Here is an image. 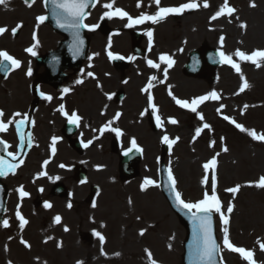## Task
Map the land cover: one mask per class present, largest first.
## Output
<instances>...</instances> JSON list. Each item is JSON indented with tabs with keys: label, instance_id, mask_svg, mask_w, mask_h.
<instances>
[{
	"label": "rangeland",
	"instance_id": "rangeland-1",
	"mask_svg": "<svg viewBox=\"0 0 264 264\" xmlns=\"http://www.w3.org/2000/svg\"><path fill=\"white\" fill-rule=\"evenodd\" d=\"M203 2L204 0H200L201 6L196 14L186 16L178 22L179 34L173 33L176 38L174 46L178 44L180 36L186 31L187 52L205 43L206 46L231 55L234 62L240 64L241 72L238 74L229 65L224 64L219 70L217 79L212 82L213 85L200 77L197 80L203 83H197L187 93H184L182 89H176V91L181 90L183 97L197 95L202 91H221L223 103L225 106L227 104V109L223 105V112L232 116L246 129L264 134V63L260 68H256L250 62L240 60L234 55L237 50L244 51L246 54H251L254 50H264V27L250 28L254 26L252 24L254 21L251 22L245 16V10H248L251 3L256 5L249 9L252 12L251 17L256 16L255 10L264 11V0H228L229 6L234 7L236 12L231 17L223 16L214 21L207 16L209 13H214L211 12L212 10L218 11L224 0H208L210 7L207 10L202 7ZM201 11L205 12L203 16L199 15ZM257 17H264V13ZM242 23L246 25L245 28L240 27ZM222 36L225 38L223 46L220 43ZM179 72L177 69L176 73ZM241 75L249 85L244 92H239L242 84ZM190 82L192 84L196 80ZM24 85H27V81L18 73L5 85L9 93L0 89L4 100L12 101L11 105L8 104L9 102L5 104V107L12 111V117L16 112L26 114L30 98L28 100ZM87 87L90 91H94L89 85ZM245 105L248 107L245 108ZM0 107L7 110L2 102ZM177 109L174 112L169 107L163 111L166 115L175 114L180 125H173L175 127L168 129L169 123L164 124L165 133L175 139L178 138L169 167L173 171L176 170L177 190L182 194L183 199L193 203L203 199L205 192L211 195L212 172L209 175L207 173V182L204 186L202 181L205 180L206 174L203 165L213 157L216 158L218 165L222 162L223 167L217 171L216 191L225 212L229 202L234 205V211L229 214L230 224L227 226L229 238L234 245L251 250L257 264H264V251H261L259 246L260 243H264V192H262L264 189L249 186L264 176V142L254 141L247 132L242 133L234 125L231 127L224 124L218 115L216 118L215 111L212 112L214 115L212 118L210 113L199 110L198 112L205 120L201 122L196 114L180 110L178 107ZM204 123L209 124L210 128L204 129L194 140L196 129L202 128ZM40 128L41 126L37 124L33 130L35 143L37 137L42 143V145L36 143L33 155L29 158L33 161L29 169L33 173L24 176V170H22L20 174L16 173L6 182L8 201L6 212L0 221V264H77L78 261L81 264H150L146 249L151 252L157 264H180L183 228L177 223L178 221L176 225H169L168 220H163L156 226L153 223L157 220L152 213L154 206L159 205L170 215L173 213L159 193L158 187L149 186L147 191L140 190V185L145 178L155 181L154 174H149L146 170V159L140 166L141 177L124 187L114 178V170L109 171L108 165L113 164L112 161H107L109 155L107 154L105 159H100L97 157L96 149L90 151L88 153L92 158L90 164L94 166L100 164L104 167L89 173L88 181L102 188V194L95 203L96 207L88 209L81 202L88 194V186H78L70 175L69 181L72 187L61 182L68 188V198L51 195L53 175L51 172H45L48 167L44 166V161L48 159L45 155L39 154L38 150L44 151V142L39 135ZM210 144L213 146L210 147ZM224 148L228 151H223ZM62 149H65L63 145ZM37 169L40 172H36ZM41 172L46 175L40 176ZM237 185L241 188L233 199V194L226 189ZM21 186L29 193L28 197L22 199L19 197L16 190ZM40 189L43 191L41 192ZM45 202L50 203L52 207L45 209L43 207ZM69 203H74L75 206L72 205L74 208H69L67 206ZM18 206L21 215L29 222L23 230L20 229L16 218ZM245 208L247 210H244ZM56 211L61 217L59 224L54 223ZM256 212L260 213V220L258 223H251ZM243 214L253 215L247 222ZM4 219L9 221L8 228L2 227ZM215 223L219 225L217 218ZM65 227L69 229L67 232L64 231ZM221 228L219 226L218 231L220 235H223ZM141 230H145V235L137 238V231ZM93 232H98L105 238L103 245ZM91 234L92 237H89ZM21 239L31 245L30 249L20 243ZM58 244L61 247H57ZM169 249L173 259L169 256ZM223 251L226 253V256H222L224 264H248L247 261L232 256L230 252Z\"/></svg>",
	"mask_w": 264,
	"mask_h": 264
},
{
	"label": "snow or ice",
	"instance_id": "snow-or-ice-1",
	"mask_svg": "<svg viewBox=\"0 0 264 264\" xmlns=\"http://www.w3.org/2000/svg\"><path fill=\"white\" fill-rule=\"evenodd\" d=\"M99 0H45V4H51V15L52 17L56 20L57 27L65 30V31H71L73 35V51L74 54L78 55L81 50L84 41L80 37V29L84 28L87 29L88 31H94L97 27H99L98 24L96 25H89L84 23L85 19L89 15V13L86 11V9L90 6H95V3H98ZM114 2L115 0H111L109 3H105L103 7L105 9H108V11H105L103 16L101 17L102 19L104 17H107L109 20L113 19L114 17H118L120 19H127V24L125 25L128 28H132L135 25H140L145 23L146 21H150L152 24H158L166 19L169 15H180L184 13L185 11L188 10H196L198 9L201 5L197 3V0H190L188 3L181 4L179 7H161L160 2L161 0H154L155 5L157 6L158 10L155 12V14L148 15V14H141L137 18H133L130 16L126 11L120 9V8H114ZM6 3V0H0V5H4ZM25 3L27 4L28 7H32V5L35 3V0H25ZM141 4L138 2L137 7H140ZM250 7H256L255 3H251L249 5ZM203 8L207 9L210 7L208 0H204ZM236 12V9L234 7L229 6L228 0H224L223 5L219 8L218 11L215 12V14L211 17V20H217L220 17L223 16H228L231 17L233 14ZM37 20V25L44 23L46 20V17L41 15L36 18ZM231 22V21H229ZM20 25L17 26L19 28ZM241 28H245V24H240ZM7 31L6 28L0 27V35H3ZM17 29L14 28L12 29V33L15 35ZM148 37V44H149V49L152 47V41H153V33L152 31H147L145 33ZM224 37H220V43L221 46H223L224 42ZM33 40L36 41V34L33 33ZM110 46V45H109ZM37 47V43H33V45L25 51L30 54L31 56H36V51L34 50ZM108 57L110 60H123V56H117L114 55L112 52H108ZM220 58L221 62L224 64L229 65L232 69H234L238 74L241 72V67L240 64L237 62H234L233 57L231 55L225 54L223 51H220L217 53ZM234 55L238 57L240 60L243 61H248L251 64L255 65L256 68H260L262 66V63H264V50H254L251 52V54H246L244 51L237 50ZM89 60L92 59V57L88 58ZM128 59H131L129 57ZM159 60L162 63H165L167 65V68L164 69L165 74H167V69L171 68L173 64L175 63L172 58L166 54H162L159 57ZM147 65L149 68L152 69H159L160 64L154 62L153 60L149 59L147 60ZM21 67V61L14 58L11 56L7 51H2L0 50V71L7 73L10 69H19ZM26 75L31 76L32 75V70L31 68L28 69ZM87 76L93 77L92 72H88ZM156 80L155 76H152L149 78V83L148 86L144 89H142V92L148 93L147 95V101H148V106L149 108L152 109V115L155 117L156 120V126L158 128H163L164 127V122L161 120L160 116L157 114L158 109L156 105L154 104V97L150 93L149 89L152 86V81ZM241 80L242 84L239 89V92H244L248 87V83L241 75ZM83 83L82 80H77L76 84H81ZM127 83V81H125ZM99 86V85H98ZM64 93H68L69 89L64 88L62 90ZM41 98L46 100V101H51L53 97L49 95H45L44 93H40ZM169 95L171 96L172 100L175 101V103L182 109H187L188 111L195 113L196 116L203 121L204 117L197 111V108L203 104L205 101L209 100H218L220 99L219 95L215 92L212 91L208 93L207 95L204 96H199L195 99H192L191 101L188 100H181L178 99L175 95L169 91ZM108 99L111 100L112 96L108 95ZM248 106L245 105V108ZM61 114L67 115L64 111V105H60V107L57 109ZM220 111V109H218ZM120 113H117L114 119H119ZM144 113H141V116H143ZM5 117V113L0 110V133H5L8 131L9 126L15 124L17 132H19V129L22 125H24L26 122H30L34 124V121H29L28 117L26 114H22L20 112H16L13 114L12 118L5 120L3 119ZM16 117H21L19 121H17L15 118ZM80 116L77 115V113L73 112L71 113V116L68 118V122L70 124H79L80 121ZM224 120L228 121V123L233 124L237 129H239L240 132H247V135L252 138L254 141H261L264 142V134H258L254 130H248L246 129L243 125L240 123H237L235 120H232L228 116L223 117ZM114 121H109L108 124H105L101 129H99L101 135L104 134L106 131H114L117 135V137L121 136L122 133L120 129L118 128H110V125ZM167 123L176 125L178 121L175 118H169ZM210 125L207 123H204L202 128H197L195 132V136L193 139L195 140L196 137H199L204 129H209ZM178 138L176 139H170L168 135H163L161 138V143L166 144L169 151H171L172 147L174 144L177 143ZM57 138L53 137L52 138V152L55 153L56 149L54 145L56 144ZM24 143V137L21 136V146H23ZM27 143L29 146H31L32 140L31 136L28 137ZM91 141L88 143H84L83 147L87 148L89 147V144ZM214 144V142H213ZM213 144H210V147L213 146ZM132 147L128 151H132L135 149L136 152H142L143 150L137 146V142L135 139L131 141ZM0 147L3 149H8L11 147L5 140L0 139ZM223 151L227 152L228 149L224 148ZM128 153L126 152L125 155ZM7 155L11 157L12 161H17L16 163L9 162L5 160L2 156H0V177H4L7 173L15 174V170L21 166L24 161L23 160H18V156L16 153L13 152H7ZM49 161H44V164L47 165ZM217 161L216 158L213 157L210 161L206 162L203 165L204 171H205V180L202 181V183L207 182V173L209 170L212 171V178H211V195H209L207 192H205L203 199L197 201V202H187L182 198V194L177 190V181L176 178L174 177L172 170L168 169L167 170V179H168V188L169 191L171 192L173 199L175 201V207L181 211H186L189 214V219L193 225V257L194 261L193 264H218L217 257L219 253L222 250H228L233 253H238L242 259L246 260L248 264H257V262L254 259V253L251 250H246L243 247H237L235 246L230 238H229V231L227 225L229 224V214H231L234 211V205L229 202L226 212L223 210V205L221 200L219 199L216 191V176H215V167H216ZM61 168H64L65 166L63 164L60 165ZM40 176L46 175V173L41 172L39 174ZM56 179H59L57 177ZM81 183H84V181H81ZM159 187V185L156 183V181L150 179V178H145L143 183L140 185V190L147 191L148 187ZM249 186H254L255 188L258 189H264V176H261L258 181H256L254 184H250ZM241 186L237 185L232 188L226 189L227 192H230L233 194V199H235L236 194L240 191ZM17 193L19 197L22 199L24 197H28L29 193L26 192L23 189V186L18 188ZM42 192L43 189H40ZM131 203V201H129ZM69 208L72 207V205L69 203L67 205ZM43 207L45 209H49L52 207V205L48 202H45ZM92 207H96V204L93 203ZM218 214L220 218V222L222 225L221 231L223 232V249L217 244V241L213 235V215ZM16 218L19 221V227L21 230L24 229V227L29 223L27 219H25L20 211H19V206L18 210L16 212ZM139 219V217L137 218ZM61 222V217L56 216L54 217V223L59 224ZM2 227L8 228L9 227V221L7 219H4L2 221ZM69 229L67 227L64 228V231L67 232ZM93 235L99 238V241L101 245L104 244L105 238L98 232H93ZM140 236L145 235V230H141L139 233ZM49 239H51L49 237ZM20 243L25 247L30 249L31 245L21 239ZM260 250L264 251V243H260ZM57 247H61V245H57ZM171 247V246H169ZM148 256V259L150 261V264H157V262L152 258V254L150 251L147 249L145 250ZM103 254V252H102ZM118 255V254H117ZM77 264H81V262H77ZM219 264H223V261L220 260Z\"/></svg>",
	"mask_w": 264,
	"mask_h": 264
},
{
	"label": "bare ground",
	"instance_id": "bare-ground-1",
	"mask_svg": "<svg viewBox=\"0 0 264 264\" xmlns=\"http://www.w3.org/2000/svg\"><path fill=\"white\" fill-rule=\"evenodd\" d=\"M201 18V17H200ZM261 27H264V25H261ZM179 82H181V84L179 85V88L181 87L184 91H189L192 87H194L197 83H201V82H193L191 84L190 80H188L186 82V80L183 78L182 74H179L178 77H175ZM223 163L220 162L218 169L223 167ZM224 168H227L224 166ZM242 168V167H241ZM228 169V168H227ZM226 169V171H227ZM262 192H264V190H262ZM244 210H247L246 208ZM152 213L157 217L156 221H153L154 224H156V226H158V224L163 221V220H168V224L169 225H176V220L174 219V217L170 216L169 218H167L168 216V212L166 209L158 206H154L152 209ZM253 215V214H252ZM252 215H248V214H243V216L245 217L246 221L249 222L250 221V217ZM260 218V213L256 212L254 218H252V222L251 223H258ZM172 259L174 258L172 255H169Z\"/></svg>",
	"mask_w": 264,
	"mask_h": 264
},
{
	"label": "water",
	"instance_id": "water-1",
	"mask_svg": "<svg viewBox=\"0 0 264 264\" xmlns=\"http://www.w3.org/2000/svg\"><path fill=\"white\" fill-rule=\"evenodd\" d=\"M188 255H190V259H188L186 256L185 257V264H193L194 259H191V255L193 256V246H190L188 248Z\"/></svg>",
	"mask_w": 264,
	"mask_h": 264
}]
</instances>
